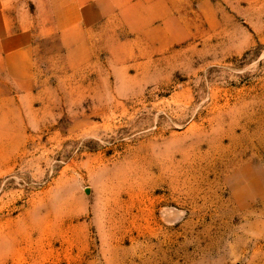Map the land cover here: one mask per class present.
Masks as SVG:
<instances>
[{
	"label": "rangeland",
	"instance_id": "374dc122",
	"mask_svg": "<svg viewBox=\"0 0 264 264\" xmlns=\"http://www.w3.org/2000/svg\"><path fill=\"white\" fill-rule=\"evenodd\" d=\"M22 1L0 264H264V0H97L68 32Z\"/></svg>",
	"mask_w": 264,
	"mask_h": 264
},
{
	"label": "crops",
	"instance_id": "0c3cea01",
	"mask_svg": "<svg viewBox=\"0 0 264 264\" xmlns=\"http://www.w3.org/2000/svg\"><path fill=\"white\" fill-rule=\"evenodd\" d=\"M21 1L0 0V74L4 71L17 88L27 92L34 83L40 30ZM94 1L97 0H49L56 30L68 32L78 28Z\"/></svg>",
	"mask_w": 264,
	"mask_h": 264
}]
</instances>
